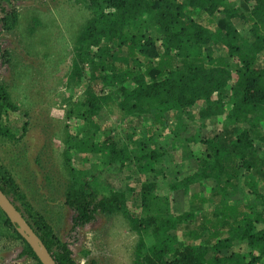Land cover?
<instances>
[{
	"label": "trees",
	"instance_id": "obj_1",
	"mask_svg": "<svg viewBox=\"0 0 264 264\" xmlns=\"http://www.w3.org/2000/svg\"><path fill=\"white\" fill-rule=\"evenodd\" d=\"M74 1L90 15L70 72L83 89L80 117L94 135L99 116L115 105L127 127L124 141L90 137L77 150L88 160L94 154L139 172L149 167L156 181L141 182L131 211L134 185L99 197L86 161L90 173L74 174L66 193L72 212L67 241L0 164L2 192L56 264H77L69 238L76 242L72 235L100 214L120 215L139 232L140 264H264V0ZM18 20L14 6L1 9L0 52L2 32ZM15 111L0 81V140L16 139L9 114ZM192 121L201 128L190 127ZM167 135L173 136L168 145L153 139ZM176 158L178 165L194 161L196 167L169 179L165 169ZM159 178L176 197L156 192ZM206 182L213 184L210 195L195 191ZM1 216L22 242L21 256L42 264L0 209Z\"/></svg>",
	"mask_w": 264,
	"mask_h": 264
},
{
	"label": "rangeland",
	"instance_id": "obj_2",
	"mask_svg": "<svg viewBox=\"0 0 264 264\" xmlns=\"http://www.w3.org/2000/svg\"><path fill=\"white\" fill-rule=\"evenodd\" d=\"M11 2L0 0V11L14 6L19 16L14 28L2 32L0 81L8 89L12 104L16 105L17 111L9 114L17 129L16 139L0 140V164L12 175L31 205L51 224L56 235L67 241L72 212L66 205V193L73 176L95 172L94 184L99 197L134 185L136 193L128 194L130 210L134 211L133 199L142 191L141 182L147 180L151 184L156 181L155 174L149 173V167L139 172L135 165L121 166L117 160L110 165L94 154L88 160L87 155L77 150L81 142L90 137L97 141L111 134L116 140L124 141L127 128L122 111L115 105H110L99 116L96 123L99 131L94 135H89L87 121L80 117L83 89L71 81L70 72L75 42L90 17L86 7L74 0ZM192 122L190 127L194 130L201 128L199 123ZM220 127L227 130L222 123ZM153 139L165 145L173 142L172 135ZM194 149L199 154L204 148L196 144ZM86 161L93 166L90 171ZM179 162L165 169L167 178L196 167L194 161L178 165ZM168 164L167 159L164 166ZM157 181L158 194L176 197V193L168 192L165 184L160 183L161 178ZM212 186L206 182V189L195 191L210 195L208 189ZM206 210L200 213L205 214ZM72 237L76 242L71 236L69 242L77 264H140L137 263L139 232L120 215L100 214L93 224ZM22 251V242L14 237L1 216L0 264H37L22 257Z\"/></svg>",
	"mask_w": 264,
	"mask_h": 264
},
{
	"label": "water",
	"instance_id": "obj_3",
	"mask_svg": "<svg viewBox=\"0 0 264 264\" xmlns=\"http://www.w3.org/2000/svg\"><path fill=\"white\" fill-rule=\"evenodd\" d=\"M0 209L16 225L18 233L26 240L42 264H56L45 245L23 219L11 201L0 189Z\"/></svg>",
	"mask_w": 264,
	"mask_h": 264
}]
</instances>
